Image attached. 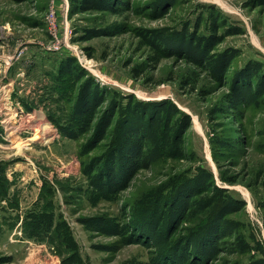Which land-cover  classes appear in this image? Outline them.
<instances>
[{"label": "rangeland", "instance_id": "rangeland-1", "mask_svg": "<svg viewBox=\"0 0 264 264\" xmlns=\"http://www.w3.org/2000/svg\"><path fill=\"white\" fill-rule=\"evenodd\" d=\"M99 1L0 0V264H173L216 210L208 256L179 263L264 264V0ZM100 100L82 137L56 124ZM133 109L164 124L97 183Z\"/></svg>", "mask_w": 264, "mask_h": 264}, {"label": "trees", "instance_id": "trees-1", "mask_svg": "<svg viewBox=\"0 0 264 264\" xmlns=\"http://www.w3.org/2000/svg\"><path fill=\"white\" fill-rule=\"evenodd\" d=\"M71 2H75L77 4V6H79V8H81L80 10H93V9H99L100 1L98 0H70ZM132 74L133 76H138V71H135L134 69L132 70ZM187 80V79H186ZM87 94H89L88 92H82L80 93V96H82L81 98H85L87 97ZM84 102L85 100L81 99H76L74 105L77 104V106L79 105L78 108L75 109L74 107V111H76L77 109H79L78 111L81 110V108H84L83 106H85L84 104H80L79 102ZM89 99L86 101L88 102ZM100 101H94L93 103H91L88 106V111L85 112H81L80 114H78L79 116L73 119H69L68 121L63 120V122H59L57 121L56 124H58V126L62 129V128H66L69 129L68 133H72L74 136H79L82 137L86 131V129L88 130L90 127V124L92 122V115H88L90 114L91 111L94 112V109L99 105ZM79 103V104H78ZM157 106V105H155ZM94 109H93V108ZM77 111V113H78ZM82 111V110H81ZM140 112L143 114L141 115ZM138 113L137 111L133 109V111L130 114V117L128 116V118L124 119V121L122 123L118 124V128L121 130H119V133L113 134L111 136V140L108 142V144L105 146V150L107 151L106 155L104 156V161H103V165L101 167V169L98 168V172L96 174V179H97V183L100 182L101 179L103 180H114L113 178L116 177L117 175H122L125 173H130L134 168L137 167L138 165V160L140 159L142 150L144 148V144H143V139L144 138H151L152 136V127L154 126V124H157V121H161V124H164V119H163V114L162 111L160 109H154L153 112L145 110V109H138ZM146 115L147 120L144 121L143 116ZM82 117H84L83 119H81ZM81 119V120H80ZM102 120L104 121V127L102 128V133L98 135L96 141L101 140L102 138H104V132L107 128V126L109 125L110 119L109 118H102ZM101 120V121H102ZM172 120V118H171ZM100 122V120H99ZM166 123H168V121H166ZM159 125V124H158ZM174 123H172L171 126H173ZM75 127L77 128V130L74 131V133L72 132L71 128ZM131 132L133 134H131ZM67 133V134H68ZM145 133V134H144ZM137 134V139H135L136 137H134V135ZM139 135V136H138ZM147 135V136H146ZM72 136V135H71ZM87 147V145H86ZM177 150V149H176ZM177 154H180L178 151H173ZM106 166V168L104 169V167ZM100 188V187H99ZM98 188V189H99ZM193 194H195L196 191H192ZM168 204L165 205V209L167 210L168 213V217L171 218L172 216L175 215H182L184 210L186 208H188L187 204L183 205V201L181 199H172L169 200L167 202ZM156 203L154 206H152L150 208V213L154 212L156 210ZM217 211V210H216ZM216 211H210L209 214H211V219L214 220V224L208 228L205 224L204 227H201V229H199V227L201 226V224L196 225V230L191 232L189 234V241L188 243H184V244H175L172 247H170L171 249L169 250V247L165 250V253H167L166 257L169 259L170 262L177 263V264H182V262L184 261V259H186V257L190 255L191 261H194L193 259H198V258H202L205 259L207 255V250L209 249L208 243L209 241V237L215 236V229L214 227L217 226L216 223V219L215 215L217 214ZM219 215V214H218ZM217 215V216H218ZM210 216V215H209ZM44 216H42L43 218ZM42 218H37L36 224H44L43 221L41 220ZM169 220V219H168ZM210 220V221H213ZM218 220V219H217ZM219 220H221L219 218ZM218 220V221H219ZM219 224V223H218ZM139 228V232L140 229H142L144 231L145 234L149 235V231L147 230L148 228H146L144 225H140L138 224ZM156 226V225H155ZM155 226H153L155 228ZM37 227V226H34ZM198 228V229H197ZM206 230V231H205ZM198 232H203L205 235V240L203 243V246H200L197 242H193L191 241V237L193 238V236L196 235V233ZM58 234L60 239L58 240L60 242V246L61 244H63L65 246V244L67 245L66 240L64 239V233H62V229H58L57 230V238H58ZM176 243V242H175ZM204 247V249H203ZM163 250V251H164ZM189 259V258H188ZM180 260H182L181 263ZM187 260V259H186Z\"/></svg>", "mask_w": 264, "mask_h": 264}]
</instances>
